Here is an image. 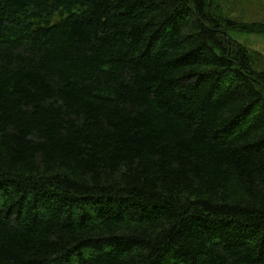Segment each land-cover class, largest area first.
I'll return each instance as SVG.
<instances>
[{
	"label": "trees",
	"instance_id": "obj_1",
	"mask_svg": "<svg viewBox=\"0 0 264 264\" xmlns=\"http://www.w3.org/2000/svg\"><path fill=\"white\" fill-rule=\"evenodd\" d=\"M251 35L219 0H0V264H264Z\"/></svg>",
	"mask_w": 264,
	"mask_h": 264
},
{
	"label": "rangeland",
	"instance_id": "obj_2",
	"mask_svg": "<svg viewBox=\"0 0 264 264\" xmlns=\"http://www.w3.org/2000/svg\"><path fill=\"white\" fill-rule=\"evenodd\" d=\"M229 16L242 21L264 20V0H219ZM248 48L253 62L259 69L264 68V38L251 35Z\"/></svg>",
	"mask_w": 264,
	"mask_h": 264
}]
</instances>
